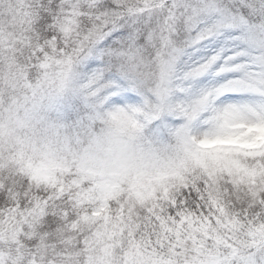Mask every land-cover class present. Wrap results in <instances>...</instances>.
<instances>
[{
	"label": "snow or ice",
	"instance_id": "1",
	"mask_svg": "<svg viewBox=\"0 0 264 264\" xmlns=\"http://www.w3.org/2000/svg\"><path fill=\"white\" fill-rule=\"evenodd\" d=\"M0 264H264V0H0Z\"/></svg>",
	"mask_w": 264,
	"mask_h": 264
}]
</instances>
